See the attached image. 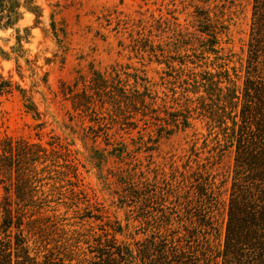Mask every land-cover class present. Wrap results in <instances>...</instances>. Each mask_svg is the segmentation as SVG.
I'll use <instances>...</instances> for the list:
<instances>
[{"label":"rangeland","instance_id":"374dc122","mask_svg":"<svg viewBox=\"0 0 264 264\" xmlns=\"http://www.w3.org/2000/svg\"><path fill=\"white\" fill-rule=\"evenodd\" d=\"M38 4L42 14L37 22L32 14L24 13L11 29L0 31V48L9 54V60L0 58L1 71L27 91L38 116L26 111V102L18 93L1 97L0 139L44 146L47 152L55 153L54 165L73 166L76 178L69 174L72 188L61 183L65 186L57 200V213L63 218L62 226H58L61 229L46 228L41 243L37 237L31 239L27 244L30 255L39 248L37 260L41 264L42 255L51 250L54 264H77L66 260L75 252L74 259L83 260L82 264H101L96 248L101 249L106 240L113 238L124 251L127 249L124 260L114 254L116 264H148L139 259L138 251L150 243L163 249L168 264H176L177 255L184 251L186 258L198 252L200 246L208 250L210 245L218 248L224 235L233 178L251 186L243 181L249 177L248 171L235 176L236 152L228 143V136L223 137V131L202 118L191 121L185 132L170 137H158L152 129L143 131L141 124L131 131L109 125L99 132L95 124L88 122L87 114L72 109L61 90L89 77L91 70L106 72L115 63L143 68L152 82L160 83L163 67L147 65L146 60L137 59L122 48L121 45H129V32L116 29V19L128 21L133 28L152 25L158 19L169 23L176 19L180 28L192 31L194 6L209 8L211 17L216 12L225 13L228 33L222 37L220 46L233 61L230 66L238 67V60L244 63L250 39L252 0H40ZM132 35L136 37L134 32ZM145 35L146 30L141 36ZM18 36L21 58L16 57ZM155 90L161 95L164 88ZM227 125L230 126L229 121ZM94 132L100 136L93 137ZM117 144L126 146L134 158L119 160L109 156L111 147ZM147 146L153 149L149 153L144 152ZM136 148L140 149L138 153H134ZM210 156L214 158L206 160ZM194 160L214 176L209 178L214 182L209 190L213 196L201 203L195 193L200 182L189 175L196 167ZM186 162L189 169L181 176L178 172ZM134 165L135 176L128 183L143 188L140 198L130 197L126 192L129 190L126 171L133 174ZM170 167L178 172L170 174ZM50 168L57 172L64 170ZM140 173L146 174L147 179L138 181ZM48 189L43 188L45 192ZM198 214L199 218L201 214L206 216L213 225V230H206L204 236L196 226ZM73 231L77 234L71 237ZM189 232L196 235L194 240L187 237ZM156 256L153 249L150 257L155 260ZM197 262L203 264L201 260ZM209 264L221 263L217 260Z\"/></svg>","mask_w":264,"mask_h":264},{"label":"trees","instance_id":"16d2710c","mask_svg":"<svg viewBox=\"0 0 264 264\" xmlns=\"http://www.w3.org/2000/svg\"><path fill=\"white\" fill-rule=\"evenodd\" d=\"M38 1L0 0V31L11 29L24 13L32 14L37 22L42 14ZM193 8L192 31L180 28L176 19L172 23L158 19L152 25L140 24L134 28L128 21L116 19V29L129 32V45H121L122 48H127L135 58L146 60L147 65L163 67L160 83L152 82L143 68L115 63L106 72L91 70L89 77L75 81L73 87L61 90V95L74 111L87 114L88 122L95 124L99 132L109 125L131 131L141 124L143 131L152 129L158 137H170L185 132L191 127V121L199 118L223 131V137L228 136V143L235 148V176L239 177L243 170L248 171L249 177L243 181L251 186H244L241 180L233 178L220 246L215 249L210 245L209 250L200 246L198 252L186 258L185 251L179 253L176 264H196V260L203 264L217 260L221 264H264V0H252L250 39L244 63L238 60V67L230 66L233 61L220 46L222 37L228 33L225 13L216 12L211 17L209 8ZM144 30L147 35L141 36ZM20 41L18 36L17 58H21ZM0 58L9 60V54L1 48ZM18 74L22 79L20 72ZM157 87L164 88L161 95L155 90ZM14 93L26 102L27 112L38 116L27 91L10 75L5 76L0 68V98ZM225 130L231 133L226 135ZM249 132L252 135L248 136ZM99 134L94 132L93 137ZM141 144L146 146V143ZM111 148L108 155L113 158H134L122 144ZM139 150L136 148L134 153ZM152 150L147 146L144 152ZM54 156L55 153L47 152L38 143L0 139V264H40L37 260L39 248L37 253L30 255L28 242L37 237L41 243L46 228L61 229L58 226H62L63 218L57 213V200L63 195L60 189L74 186L69 174L76 178V173L73 166L54 165ZM213 158L210 156L206 160ZM187 163L182 164L181 172L170 167L169 173L178 172L183 176L189 169ZM194 164L196 167L189 175L200 182L195 193L197 202L201 203L213 196L209 190L214 182L209 178L214 176L201 168L197 160ZM50 166L64 170L57 172ZM135 167L131 168L133 174L126 171L125 179L129 188L127 195L133 198L143 191L137 184L128 183V179L135 176ZM146 179V174L140 173L138 181ZM44 187L49 188L47 192ZM70 192L73 193L72 189ZM201 215V218L197 215L196 226L204 236L206 230H213V225ZM62 233L66 234L63 230ZM74 234L77 232H71V237ZM187 237L194 240L196 235L189 232ZM112 240H106L101 249L96 248L102 258L101 264H116L114 254L119 260L127 255V249L124 251L115 239ZM153 249L157 252L155 260L150 257ZM46 251L41 264H54L51 250ZM72 254L66 260L82 264L83 260L74 259L76 253ZM163 254V249L155 248L153 243L138 251L139 259L148 264H168Z\"/></svg>","mask_w":264,"mask_h":264}]
</instances>
